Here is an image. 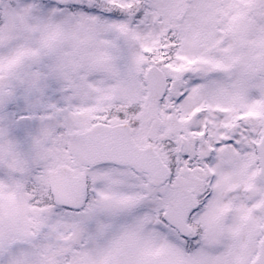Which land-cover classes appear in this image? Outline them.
Instances as JSON below:
<instances>
[{"label": "snow or ice", "instance_id": "snow-or-ice-1", "mask_svg": "<svg viewBox=\"0 0 264 264\" xmlns=\"http://www.w3.org/2000/svg\"><path fill=\"white\" fill-rule=\"evenodd\" d=\"M0 264H264V0H0Z\"/></svg>", "mask_w": 264, "mask_h": 264}]
</instances>
